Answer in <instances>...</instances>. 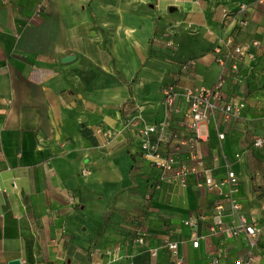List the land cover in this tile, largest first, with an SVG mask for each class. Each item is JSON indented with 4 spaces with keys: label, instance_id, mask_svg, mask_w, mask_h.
Masks as SVG:
<instances>
[{
    "label": "crops",
    "instance_id": "1",
    "mask_svg": "<svg viewBox=\"0 0 264 264\" xmlns=\"http://www.w3.org/2000/svg\"><path fill=\"white\" fill-rule=\"evenodd\" d=\"M240 4L247 27L221 32V10ZM227 37L248 51L221 66L214 48ZM221 75L224 99L245 107L236 119L218 112L197 147L216 180L227 168L237 176L240 215L261 230L252 248L216 226L218 204L222 228L235 225L226 188L200 187L194 174L167 183L172 173L141 149L143 126L166 125L161 155L174 170L193 165L180 144L186 105L177 97L166 109L162 90L211 88ZM258 138L264 0H0V264H236L249 254L264 264Z\"/></svg>",
    "mask_w": 264,
    "mask_h": 264
},
{
    "label": "built area",
    "instance_id": "2",
    "mask_svg": "<svg viewBox=\"0 0 264 264\" xmlns=\"http://www.w3.org/2000/svg\"><path fill=\"white\" fill-rule=\"evenodd\" d=\"M263 0H256L257 3H262ZM249 6L247 4H240L234 9H222L221 17L218 23V28L221 32H227L231 26L236 25L240 29H244L248 25L246 20V12ZM212 35V32H208ZM226 49V55L221 56L222 49ZM248 51V47L235 45L231 37L224 39L223 44L216 46L214 52L219 58L217 62L223 66L226 58H238ZM225 78L221 75L218 77L214 86L211 88H178L174 85H168L162 90V105L169 109L174 105L175 99L180 97L186 105V111L182 117V124L190 130V136L181 140L180 144L187 145L192 154L191 160L193 165L180 166L174 170L176 159L173 156L163 157L160 153V144L166 140V125L156 126H143L140 135L142 141V154L143 157L150 161L153 166L159 168L164 174L172 173L171 176L165 177V181L170 183L178 178L182 186H186L185 177L187 174H194L202 180L199 186L207 190L226 188L227 191L223 194L228 200L230 209L229 214L235 221V225L231 228L224 229L222 217L224 215L223 206L218 204L214 207L216 226L227 237L238 238L244 236L248 241V245L252 248L255 245L254 239L261 232L257 227V220L251 217L247 220L244 216L240 215V205L234 199V186L237 184V176L229 168L226 169L223 178L216 180L213 176V170L208 167L198 151V143L206 136L207 124L213 120L218 112H220L225 119H236L241 114L245 107L243 103L228 102L223 97V87ZM219 139H223V134L218 135ZM153 138V139H152ZM254 147L262 149L264 147V138H258L254 141ZM88 172L84 171L83 175ZM188 224V221L184 222ZM214 231V229H211ZM193 247L198 246L197 235L192 234ZM140 243L143 240H139ZM167 248L174 256H177L178 245L176 243L166 244ZM155 256V253H151ZM175 264H181V260L176 258ZM211 264H219L218 259L214 258ZM236 264H255L252 254L244 258H239Z\"/></svg>",
    "mask_w": 264,
    "mask_h": 264
},
{
    "label": "water",
    "instance_id": "3",
    "mask_svg": "<svg viewBox=\"0 0 264 264\" xmlns=\"http://www.w3.org/2000/svg\"><path fill=\"white\" fill-rule=\"evenodd\" d=\"M73 60H74V57H64V58L61 59V62L62 63H68V62H71ZM9 264H19V262L18 261H13V262H11Z\"/></svg>",
    "mask_w": 264,
    "mask_h": 264
}]
</instances>
